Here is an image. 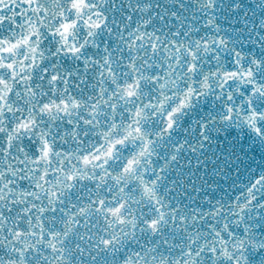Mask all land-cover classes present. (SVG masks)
<instances>
[{
  "label": "snow or ice",
  "instance_id": "1",
  "mask_svg": "<svg viewBox=\"0 0 264 264\" xmlns=\"http://www.w3.org/2000/svg\"><path fill=\"white\" fill-rule=\"evenodd\" d=\"M0 264H264V0H0Z\"/></svg>",
  "mask_w": 264,
  "mask_h": 264
},
{
  "label": "water",
  "instance_id": "2",
  "mask_svg": "<svg viewBox=\"0 0 264 264\" xmlns=\"http://www.w3.org/2000/svg\"><path fill=\"white\" fill-rule=\"evenodd\" d=\"M259 159V158H258ZM225 186H227V185H225Z\"/></svg>",
  "mask_w": 264,
  "mask_h": 264
}]
</instances>
